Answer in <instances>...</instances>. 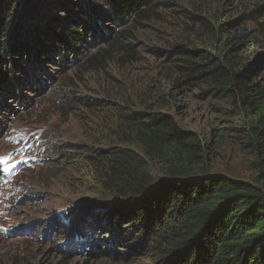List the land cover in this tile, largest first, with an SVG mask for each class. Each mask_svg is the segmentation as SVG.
Returning <instances> with one entry per match:
<instances>
[{
	"label": "trees",
	"instance_id": "obj_1",
	"mask_svg": "<svg viewBox=\"0 0 264 264\" xmlns=\"http://www.w3.org/2000/svg\"><path fill=\"white\" fill-rule=\"evenodd\" d=\"M58 8L69 14H56ZM0 13V63L9 64L0 74L18 90L25 80L16 72L28 76V64L38 70L49 55L75 57L97 33L110 35L102 21L119 27L79 71L108 79H115L116 60L144 66L141 40L165 33L161 43L168 47L154 51L169 61L159 71L177 90L232 102L242 121L236 143L248 154L252 178L214 171L199 136L162 111L167 96L153 97L150 85L140 104V95L120 101L69 96L67 107L106 123L108 147L86 157L81 171L90 190L108 196L99 203L113 200L104 222L132 227L123 240L118 228L110 230L109 245H138L146 264H264V49L257 51L264 46V0H0ZM67 156L75 165L81 158L73 150ZM68 219L84 240L104 226L81 215ZM92 244L90 254H100Z\"/></svg>",
	"mask_w": 264,
	"mask_h": 264
},
{
	"label": "rangeland",
	"instance_id": "obj_2",
	"mask_svg": "<svg viewBox=\"0 0 264 264\" xmlns=\"http://www.w3.org/2000/svg\"><path fill=\"white\" fill-rule=\"evenodd\" d=\"M68 12L63 8L55 11L64 15ZM89 16L83 17L90 20ZM100 23L111 28V34L97 33L96 39L91 37L81 45L83 54L74 57L69 53L60 61L55 53L47 57L41 69L28 64V76L16 72L25 80L20 90L16 81L3 79L0 74V158L5 160L0 163V264L150 262L143 257L138 245L131 246L127 242L114 248L109 245L113 237L108 233L110 230L118 228L123 240L132 227H123L127 221L117 225L113 221L104 222L113 200L99 203L108 196L90 190L92 184L81 171L86 157L91 158L98 149L108 147L107 133L102 130L107 131L106 123L99 120L98 115L87 114L77 106L67 107L69 96L120 101L135 98L150 85L153 97L167 96L168 106L162 111L174 116L184 130L199 136L212 154L214 171H232L235 175L252 178L247 168L248 154L236 143L239 140L234 129L242 126V121L232 102L206 97L199 91L177 90L159 71L161 62L166 59L158 58L154 50L168 47L161 43L165 33L156 31L153 37L141 40L139 48L144 66L135 67L116 60L110 67L114 68L115 79L79 71L82 61L105 46L113 30L119 27L107 20ZM2 39L0 34V42ZM263 49L264 46L257 51ZM8 67V62H1L0 72ZM259 72L264 83V63ZM148 97V92L143 93L135 103L140 104ZM69 150L81 154L76 165L67 161ZM152 168L155 172L160 170L157 165ZM78 215L90 223L102 221L104 226L84 240L68 221L70 216ZM95 240L99 245L98 255L90 254ZM124 255H127L125 259Z\"/></svg>",
	"mask_w": 264,
	"mask_h": 264
},
{
	"label": "snow or ice",
	"instance_id": "obj_3",
	"mask_svg": "<svg viewBox=\"0 0 264 264\" xmlns=\"http://www.w3.org/2000/svg\"><path fill=\"white\" fill-rule=\"evenodd\" d=\"M0 163H5V160L4 159H2V158H0ZM8 169L7 168H5V171H7Z\"/></svg>",
	"mask_w": 264,
	"mask_h": 264
},
{
	"label": "water",
	"instance_id": "obj_4",
	"mask_svg": "<svg viewBox=\"0 0 264 264\" xmlns=\"http://www.w3.org/2000/svg\"><path fill=\"white\" fill-rule=\"evenodd\" d=\"M263 60H264V59H263ZM263 60H261V61H260V66H262V64L264 63V61H263ZM262 61H263V62H262ZM261 62H262V63H261ZM113 204H114V203H113ZM113 204H112V205H113ZM112 205H111V206H112Z\"/></svg>",
	"mask_w": 264,
	"mask_h": 264
}]
</instances>
